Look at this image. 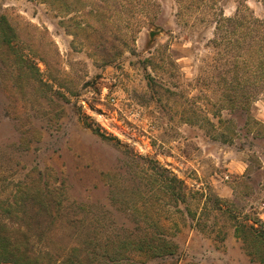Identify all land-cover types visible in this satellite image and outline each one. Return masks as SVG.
I'll use <instances>...</instances> for the list:
<instances>
[{"label": "rangeland", "instance_id": "obj_1", "mask_svg": "<svg viewBox=\"0 0 264 264\" xmlns=\"http://www.w3.org/2000/svg\"><path fill=\"white\" fill-rule=\"evenodd\" d=\"M154 1L0 0V235L42 264L161 233L176 253L139 264H260L236 226L264 221V72H214L209 11Z\"/></svg>", "mask_w": 264, "mask_h": 264}, {"label": "trees", "instance_id": "obj_2", "mask_svg": "<svg viewBox=\"0 0 264 264\" xmlns=\"http://www.w3.org/2000/svg\"><path fill=\"white\" fill-rule=\"evenodd\" d=\"M47 1L53 5H58V0ZM130 1V4H134L133 10L141 14L140 16L146 17L147 20L152 17L156 7H158L154 0ZM258 1L264 6V0ZM176 2L178 4L177 16L181 20L189 19L198 10L209 11V15L214 19L215 32L211 44L214 50L218 51L217 57L214 58L216 63L214 72L220 71V69V72H241L244 69L246 72H252L251 68L255 66L260 68L257 72H264V18L254 16L249 7L242 4L232 17H226L216 5H209L208 0H176ZM59 7L67 10L68 4L63 2ZM135 20L140 25L141 18L137 19L136 17ZM7 42L11 44L10 40ZM223 60L225 61L223 65L228 66L227 69L220 66V62ZM250 63H253L254 66H251ZM230 64L233 65L232 70H229ZM230 79L226 77L225 81L232 82L233 79ZM95 132L101 137L107 138L101 134L100 130L97 129ZM40 194H43L41 190L37 196ZM49 194L50 192L40 196L44 206L49 203ZM19 231L21 232V230ZM236 234L243 239L249 254L253 257L257 254V260L260 264H264V221L256 219L253 220L252 224L238 222ZM27 240L29 243V238ZM25 244L24 233L11 235L7 234L6 231L3 232V235H0V264H42L40 258L30 252ZM119 244L122 248L113 253L102 252L99 254L96 250L89 251L88 264H94L96 259L101 260L103 264H139L136 260L139 250L146 254L149 259L165 258L176 253L175 242L162 233L147 234L138 239L119 242ZM120 250L124 251L125 255L120 254Z\"/></svg>", "mask_w": 264, "mask_h": 264}]
</instances>
